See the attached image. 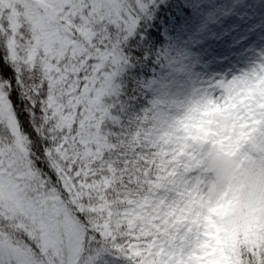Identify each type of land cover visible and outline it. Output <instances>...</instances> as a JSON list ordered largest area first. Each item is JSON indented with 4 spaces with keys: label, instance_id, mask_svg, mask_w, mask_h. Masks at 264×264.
<instances>
[{
    "label": "snow or ice",
    "instance_id": "obj_1",
    "mask_svg": "<svg viewBox=\"0 0 264 264\" xmlns=\"http://www.w3.org/2000/svg\"><path fill=\"white\" fill-rule=\"evenodd\" d=\"M203 3L0 0V264H141L121 218L167 171L153 97L220 67L193 53L218 10L181 22Z\"/></svg>",
    "mask_w": 264,
    "mask_h": 264
},
{
    "label": "rangeland",
    "instance_id": "obj_2",
    "mask_svg": "<svg viewBox=\"0 0 264 264\" xmlns=\"http://www.w3.org/2000/svg\"><path fill=\"white\" fill-rule=\"evenodd\" d=\"M263 1L205 0L200 6L231 4L235 11L251 6V16L255 17ZM235 11L216 13L222 23L235 21L234 28H225L221 34L220 23L212 24L208 26L203 47L193 48L195 57L207 52L218 53L215 63L220 67L210 68V62L201 59L190 70L191 74L176 72L166 81L169 87L159 95L161 105L167 109L163 114L166 119L159 125L156 141L171 146L181 140L182 134H187L218 149L224 159L252 153L260 144L258 138L264 128V65L259 59L264 54V24L251 25L250 18H246L250 16L240 18ZM198 17L202 18L200 14ZM214 76L220 79L208 84ZM219 118H223V125ZM190 155V152L180 151L173 160L179 162ZM170 184L173 192L180 196L179 205L187 215L184 218L187 237L181 223H176L174 231L168 228V232L154 237L147 246L145 241L138 240L132 245V251L141 256V264H217L206 241L203 212L207 205L218 213L225 212L230 204L227 192L220 196L212 194L201 172L176 171ZM175 204L167 199L158 208L157 215L164 209L171 219Z\"/></svg>",
    "mask_w": 264,
    "mask_h": 264
},
{
    "label": "trees",
    "instance_id": "obj_3",
    "mask_svg": "<svg viewBox=\"0 0 264 264\" xmlns=\"http://www.w3.org/2000/svg\"><path fill=\"white\" fill-rule=\"evenodd\" d=\"M213 9L218 10L216 11L218 14L235 11L231 4L218 3V5L213 4L207 8L200 6L196 11L189 9L188 13L182 16L181 22L190 26L200 21L199 14L204 19ZM252 13L251 6L247 10L235 11L238 17ZM256 16L264 21V1L256 12ZM214 19H217L216 14ZM161 41L166 43L163 37ZM156 70L159 71L158 68ZM153 99L157 111L163 115L166 109L160 103L162 98L158 95ZM220 121L223 125V118H220ZM258 139L260 144L254 152L240 153L230 159L227 157L224 159L218 149L214 150L206 146L204 141L198 142L186 134L181 136L178 144L170 148L160 141H156L153 145L156 150L155 162L157 163L169 150L177 152V149H186L197 154L195 159H183L178 164L168 162L169 177L171 172L197 170L199 166H202L212 194L219 196L227 190L231 201L224 213H218L210 206H206L203 213L204 232L209 250L213 253L217 264H264V128ZM169 177L161 178L158 189L133 192L132 203L125 205L127 214L121 218V222L125 225L124 232L127 234V239L123 242L124 247L131 248L133 242L141 239L145 240V245H147L153 235L160 236V232H166L168 228L174 231L173 225L176 223H181L185 237H187L188 228L184 222L186 215L179 209L182 208L179 205L180 197L172 192ZM165 188L169 190L165 192ZM168 196L176 203L174 216L169 219L163 214L164 217L161 219H155L158 206ZM196 212H199V209H196ZM149 219L153 220V226L147 224ZM153 231L154 234L151 236L150 233Z\"/></svg>",
    "mask_w": 264,
    "mask_h": 264
}]
</instances>
